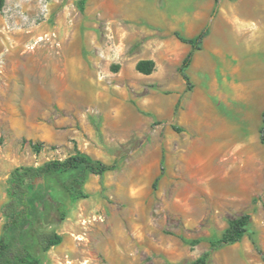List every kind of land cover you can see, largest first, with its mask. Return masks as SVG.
Listing matches in <instances>:
<instances>
[{"label": "rangeland", "instance_id": "rangeland-1", "mask_svg": "<svg viewBox=\"0 0 264 264\" xmlns=\"http://www.w3.org/2000/svg\"><path fill=\"white\" fill-rule=\"evenodd\" d=\"M77 2L0 11V207L16 167L75 147L118 164L76 202L49 180L38 225L62 242L42 252L29 232L30 251L42 264H189L249 213L247 233L209 264H264V0ZM205 29L188 90L178 69L191 47L176 34Z\"/></svg>", "mask_w": 264, "mask_h": 264}, {"label": "trees", "instance_id": "trees-1", "mask_svg": "<svg viewBox=\"0 0 264 264\" xmlns=\"http://www.w3.org/2000/svg\"><path fill=\"white\" fill-rule=\"evenodd\" d=\"M86 1L78 0L77 5L80 10L84 8ZM219 1L214 0L215 5H218ZM4 5L5 0H0V11ZM206 33L207 30L205 29L192 39H186L176 34L180 42L191 47L178 69L188 90L191 88V84L186 71L192 62L194 53L200 49L199 45ZM135 68L137 72L149 75L154 69V62L141 60ZM260 139L264 145V113ZM31 148L35 153H39L41 150L37 144H31ZM117 167L116 161L112 164H106L75 147L73 153L64 159L48 160L38 166L28 165L14 168L6 181L7 199L0 207L4 219L0 233V264H42L40 259L35 257L29 249L27 242L29 232L42 252H47L61 244L62 236L59 233L55 230H41L38 225L41 220L43 205L49 197V180L60 179L61 187L69 200L76 202L88 197L84 186L90 175L98 176L102 182L104 175L116 170ZM57 211L60 219L63 220L65 217L63 206L58 205ZM250 222L251 215L249 213L229 220L220 237L210 239L208 249L189 264H209L213 252L225 246L233 245L242 239L247 233ZM188 243L194 246L199 243V240H191ZM252 243L257 248L256 243L254 241ZM258 252L262 255L264 263V255L260 250Z\"/></svg>", "mask_w": 264, "mask_h": 264}, {"label": "built area", "instance_id": "built-area-1", "mask_svg": "<svg viewBox=\"0 0 264 264\" xmlns=\"http://www.w3.org/2000/svg\"><path fill=\"white\" fill-rule=\"evenodd\" d=\"M51 35H52V37H56V34H55L54 32L51 33ZM44 37L48 38V34H46ZM44 37H42V36L38 37V38H37L38 40H36V41L34 42V45H36V44H38L39 42H41L40 38H44ZM34 45L31 46L30 49H33V48H34ZM6 51H8V49H7Z\"/></svg>", "mask_w": 264, "mask_h": 264}]
</instances>
